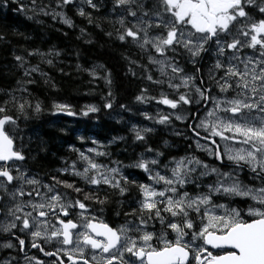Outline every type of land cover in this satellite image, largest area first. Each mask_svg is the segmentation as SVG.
<instances>
[{"label": "snow or ice", "instance_id": "obj_1", "mask_svg": "<svg viewBox=\"0 0 264 264\" xmlns=\"http://www.w3.org/2000/svg\"><path fill=\"white\" fill-rule=\"evenodd\" d=\"M32 3L36 5V0ZM70 3L72 0H58L56 7ZM87 3L97 7L93 0ZM115 7L131 18L119 20L123 29L117 30L119 40H130L145 52L149 63L158 66L167 86L179 96L174 100L162 94L158 103L172 109L179 103L195 104L197 111L192 118L196 123L189 127L197 147L221 164L226 158L235 168L222 172L195 157L185 156L173 158L160 171L154 170L160 168L159 159L141 157L133 167L147 173L151 183L145 184L130 181L119 167L108 168L81 152L83 170H76L74 163L72 174L87 184H105L121 195L128 190L129 183L140 189L142 199L138 207L125 213L133 219L113 228L103 221L96 222L95 216L86 215L88 207L84 202L66 201L58 186L81 192L73 183L56 177H52L54 183H43L21 171L17 161L25 157L15 148V137L6 127L15 126L16 119L5 114L6 106H0V215L5 217L0 232L30 233L33 248H39L35 243L37 238L57 239L65 246L75 244L74 250L81 258L85 248L92 250L93 260L99 251L103 264H264V0H115ZM40 10L44 15L49 14L44 7ZM52 14L54 18L60 15L55 11ZM79 14L85 15L83 9ZM63 22L72 24L66 17ZM207 53L215 58L209 70V83L200 77L197 85V76L187 73L176 56L186 54L199 72L197 65ZM16 60L23 62L20 56ZM36 71L38 66L26 70L25 75ZM147 79L164 83L153 80L151 74ZM181 88L186 91L181 92ZM137 100L143 101L145 96H138ZM12 103L21 114H26L28 109L37 114L42 111L40 103L33 106L28 100L15 98ZM105 107L111 108L112 103ZM54 108L58 113L74 115L66 104H55ZM97 111V107L90 105L82 115ZM176 119L185 117L178 115ZM158 122L168 123L169 116H161ZM135 138L143 140L144 136L137 131ZM216 138L223 142V151ZM201 139L211 146L201 145ZM96 155L107 153L96 152ZM160 155L157 153V157ZM244 167L253 174L254 181H259L258 185L239 180L236 170ZM210 176H215L211 183H202L204 177ZM237 197L252 201L246 211L230 206ZM84 199L105 203L94 193H85ZM221 199L228 203H218ZM76 207L82 210L80 223L72 219L65 222L61 215L69 216L70 209ZM50 218L62 227L51 223ZM74 229H79L75 240ZM17 239L22 248L25 241L18 236ZM4 247L12 248L13 244L6 243ZM65 255L76 264L69 252L65 251ZM83 264L89 261L83 259Z\"/></svg>", "mask_w": 264, "mask_h": 264}, {"label": "trees", "instance_id": "obj_2", "mask_svg": "<svg viewBox=\"0 0 264 264\" xmlns=\"http://www.w3.org/2000/svg\"><path fill=\"white\" fill-rule=\"evenodd\" d=\"M57 3L58 0H36L33 5L32 0H0V106H6L5 114L23 123L32 169L46 172L58 168L62 161L74 158L72 148L89 147V140H95L101 145L100 152L107 153L99 157L100 163L128 171L135 168L133 165L142 155L157 157V153H162L158 156L162 163L193 156L222 172L235 168L226 159L221 164L214 156L195 150L193 135L186 131L188 124L194 121L195 104H178L177 108L185 110L184 115L188 117L183 124L169 118L168 123L155 121L148 125L151 121L147 120V115L159 104L162 94L174 100L179 96L175 90L166 88V82L149 81V74L153 80L166 78L160 77L148 57L130 40H119L117 30L123 29L113 15L117 10L115 1L93 0L96 8L81 0H72L59 8ZM41 7L49 14L44 15ZM80 9L85 15L79 14ZM53 11L60 15L54 18ZM64 17L72 22L71 26L63 22ZM17 56L22 57L23 62L16 60ZM211 63V59L205 62L203 55L197 65L199 72L186 62L183 66L197 76V83L203 77L207 84ZM37 66L39 71L25 75L26 70ZM216 91L214 88L213 93ZM141 95L145 100H137ZM13 98L28 100L33 106L40 103L42 111L37 114L28 109L26 114H21L12 103ZM109 102L112 107H105ZM55 104L68 105L74 115L59 114ZM90 105L99 111L82 115ZM139 125L151 128L148 132L139 130L143 140L135 138ZM236 171L240 181L254 185L247 181V176L252 178L253 174L246 167ZM123 175L137 183L144 179L136 172ZM214 179L215 176H210L202 183H211ZM127 189L122 198L117 196V191L107 188L85 190V193H94L104 200L103 204L94 199L87 201L106 210L109 217L117 207L123 213L130 211L125 204L133 202L137 185L129 183ZM122 200L125 204H120ZM247 204L248 201L232 199L230 206L245 210Z\"/></svg>", "mask_w": 264, "mask_h": 264}, {"label": "flooded vegetation", "instance_id": "obj_3", "mask_svg": "<svg viewBox=\"0 0 264 264\" xmlns=\"http://www.w3.org/2000/svg\"><path fill=\"white\" fill-rule=\"evenodd\" d=\"M87 3V2H86ZM66 114V112H64ZM60 114V113H59ZM23 123L16 121V125H7L6 127L9 129L10 133L15 137L14 140V146L17 150H20L22 154L24 155L25 159L23 161H17V165L20 167L21 171L27 172L30 176H35L38 179H41L43 183H54L52 180V177H56L60 180H66L69 183H73L76 187H79L81 189V192H75L73 189H66L62 185H59V191L62 194H65V199L67 202H73L75 200H80L81 202H84L88 207V213H85L86 215L95 216L96 222L103 221L104 223H107L110 227L118 228L119 226L125 224L127 221L132 220V216H126L125 213L127 212H121L119 208H115L110 212L111 215H107V211L104 209L97 208L96 205L92 201H87L84 199L85 190H102V189H113L106 185H87V183L84 181L83 178L79 176H75L72 174L73 169L70 168L75 163L76 170L82 171V167L80 166V158L78 156V153L81 149H85V147H77L72 148V151L75 153L74 158L71 160L62 161L58 168H55L53 170H49L46 172L32 169L30 165V159L28 158L27 153H29V150L27 149L28 146H26L25 140L26 137V130L22 129ZM83 144V142L81 143ZM147 156V155H142ZM141 156V157H142ZM149 157V155H148ZM118 167V166H115ZM68 169L67 172H63V169ZM129 169V168H128ZM128 172H136L138 174H142L144 179H141V183H144L146 181L145 175L143 171L139 168H132L129 169V171L125 168L122 172L128 173ZM15 174V173H14ZM49 174V175H46ZM135 175V174H134ZM138 177V176H137ZM134 179V178H133ZM256 185L259 184V181H256ZM117 196L119 198H122L125 196L126 192L121 195L118 190ZM142 199V195L140 192V189L137 187V193L134 196V199H132L133 202H125L122 200L120 201V204H125L126 208H131L130 211L128 210V213H131L133 209L138 207V201ZM246 210V209H245ZM81 209L78 207L74 209H70L69 216L64 217L61 215V218L67 222L68 219H72L74 223L79 224L80 223V213ZM51 223L56 224L57 227H62L59 225L54 218H50ZM5 221V217L3 215H0V223H3ZM160 225L156 224V231L159 233L160 231ZM79 231V229L73 230V238L75 240V233ZM17 236L19 239H23L25 241L24 246L21 248L19 245ZM172 238V237H170ZM0 241H4L3 243H12V248H5L3 247L0 249V264H37L39 261L40 264H72V261L68 259V256L65 255V251L69 252L73 258L76 260V264H83V259H87L89 261V264H103L101 261L100 253L99 251L96 252V260L92 259L93 252L89 248H85L84 250V256L81 258L80 253L75 249V244L70 246L62 245L57 239L52 240H44V239H35V243L39 245V248H33L32 243L33 237L30 235V233H19L16 232L14 235L0 232ZM43 249L41 251L40 249ZM59 250V251H58ZM214 252L216 250H213ZM47 252H53L56 253L54 256L46 255Z\"/></svg>", "mask_w": 264, "mask_h": 264}, {"label": "rangeland", "instance_id": "obj_4", "mask_svg": "<svg viewBox=\"0 0 264 264\" xmlns=\"http://www.w3.org/2000/svg\"><path fill=\"white\" fill-rule=\"evenodd\" d=\"M81 1H85V2H87V0H81ZM113 1H115V0H113ZM117 10L113 13V15H115L114 16V18H115V20H116V22H117V25H119V27H120V24H119V20L122 18V17H124L126 20H130L131 18L130 17H127V14L123 11V9H118V8H116ZM132 43V42H131ZM133 44V43H132ZM136 48H138L135 44H133ZM139 49V48H138ZM140 50V49H139ZM141 51V50H140ZM247 52H249V53H251V49H247L246 50ZM142 53H144L147 57H148V55L145 53V52H143V51H141ZM170 56L172 55L171 53L169 54ZM204 55V60H205V62L206 61H209V59H211V61H212V65L214 64V62H215V58H214V56L211 54V53H207V54H203ZM176 59L179 61V63H180V65L182 66V67H184L183 66V63L184 62H186V64L187 65H189V66H193V64L188 60V57H187V55L185 54V55H177L176 56ZM212 65H210L211 67H212ZM154 66V68H155V71H157L159 74H160V72H159V70H158V66H156V65H153ZM186 71V70H185ZM187 73H189V74H193L191 71H186ZM161 75V74H160ZM159 75V76H160ZM161 78H166V77H162V76H160ZM164 82H166V88L168 87L167 86V79H165L164 80ZM199 83V82H198ZM197 82H196V84L197 85H199ZM169 88V87H168ZM181 89H183V88H181ZM172 90H174V89H172ZM213 94H215V93H213ZM161 99V98H160ZM194 107L196 108V111H197V106L196 105H194ZM184 111L185 110H183V109H178V108H176V109H172L170 106H168V105H164V104H162V103H159L158 105H156V107H155V109H153V111L151 112V113H149V115H147V120H150L151 121V123H149L148 125L149 126H151V125H153L154 123H155V121H159V119H160V117L161 116H163V115H167V116H169V118H173V119H175L177 122H179V123H185L186 121H187V116H185L184 115ZM186 112V111H185ZM196 114V112L194 113V115ZM178 115H180V116H184L185 117V119L184 120H177L176 119V116H178ZM193 115V116H194ZM200 115L201 116H203V112H201L200 113ZM194 123H196V121L194 120L193 122H190L189 124H188V128H186V131H189V132H191V129H190V127H189V125H192V124H194ZM148 125L147 126H144V125H139L140 127H136L137 129H138V131L139 130H145V129H151L150 127H148ZM137 131H135V133H136ZM146 132H148V131H146ZM175 132H177V131H175ZM191 134H192V132H191ZM202 135H203V133H202ZM193 137V136H192ZM217 139V142L218 143H220V145H221V151H223V142H221V141H219V138H216ZM94 141L95 140H89V147H85V149H81L80 151H79V153H78V156H79V158H80V153L81 152H83V153H85L86 155H89L92 159H94L96 162H98V163H100L99 162V157L100 156H97L96 155V152H100L101 151V145L99 144V143H97L96 141H95V143H94ZM193 145H194V147H195V150H199V151H201V152H204V153H206V155L208 154V152L207 151H204V150H202L201 148H198L197 147V144H196V139L193 137ZM200 144L201 145H208V146H211L210 144H208V142H206V141H204L203 139H201L200 140ZM89 149H94L95 151H93V152H89L88 150ZM208 156H212V155H209L208 154ZM143 158H145V159H152V158H157V159H159L158 157H155V156H142ZM188 157H193V156H188ZM226 159V158H225ZM80 160H81V158H80ZM227 160V159H226ZM84 161H80V166L82 167V169H83V166H84ZM164 164H169V162H164V163H161V165H160V168L159 169H154V170H160V171H163V165ZM107 167L109 166V165H106ZM76 167V166H75ZM70 168H72V167H70ZM108 168H115V166H113V167H108ZM120 168V170H121V173L123 172V170L125 169V168H122V167H119ZM247 168V167H246ZM142 170V169H141ZM247 170H248V172L251 174V172L249 171V169L247 168ZM143 171V170H142ZM143 173H144V175H145V178H146V181L144 182L145 184H150L151 183V181L148 179V175H147V173H145L144 171H143ZM205 178H207V177H204L203 179H205ZM202 179V180H203ZM247 181L248 182H253L254 183V185H256V183H258V182H256V181H254L252 178H250L249 176H247ZM87 185H90V184H87ZM102 185V184H101ZM103 185H105V184H103ZM106 186H108V185H106ZM234 199H240V200H243V199H241V198H239V197H237V198H234ZM222 203H225V202H222ZM226 203H228V202H226ZM252 203V201H250V200H248V204L247 205H249V204H251ZM232 207V206H231ZM247 209V208H246ZM246 211V210H245ZM4 241H0V249L1 250H3L4 248V243H3ZM3 248V249H2ZM6 248V247H5ZM8 264V263H7Z\"/></svg>", "mask_w": 264, "mask_h": 264}]
</instances>
